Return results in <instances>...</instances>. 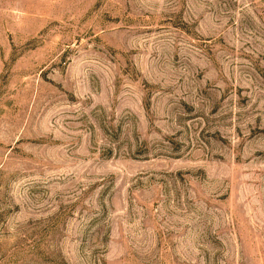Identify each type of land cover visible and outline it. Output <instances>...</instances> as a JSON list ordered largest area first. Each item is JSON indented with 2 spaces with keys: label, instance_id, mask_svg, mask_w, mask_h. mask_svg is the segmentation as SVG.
<instances>
[{
  "label": "rangeland",
  "instance_id": "374dc122",
  "mask_svg": "<svg viewBox=\"0 0 264 264\" xmlns=\"http://www.w3.org/2000/svg\"><path fill=\"white\" fill-rule=\"evenodd\" d=\"M0 264H264V0H0Z\"/></svg>",
  "mask_w": 264,
  "mask_h": 264
}]
</instances>
